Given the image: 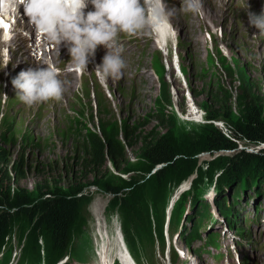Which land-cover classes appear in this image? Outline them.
<instances>
[{
    "label": "rangeland",
    "instance_id": "rangeland-1",
    "mask_svg": "<svg viewBox=\"0 0 264 264\" xmlns=\"http://www.w3.org/2000/svg\"><path fill=\"white\" fill-rule=\"evenodd\" d=\"M203 4V17L190 13V24H187L181 19L178 9L176 21H173L178 37L175 50L186 82L180 77L178 69L174 70L170 55L163 56L155 36H142L146 43L140 39L139 43L129 48L132 40L126 41L122 53L126 66L119 80L102 81L97 76L95 67L102 59L96 55L81 77L71 72V81L64 86L61 100L39 107L26 105L18 111L13 104L19 99L15 96L13 86L8 84L11 68H6L0 62V113L3 114L0 119V161L6 171L5 174L1 168L0 177L4 178L3 182L0 181V194L27 196L30 202L36 203L54 192L69 194L72 187L85 184L77 195L82 200L80 212L86 224L77 226L80 234L74 238L73 243L78 258L83 262L89 261V258L92 260L90 264L97 262L94 250L89 245L90 240L93 242L98 237L96 216L107 222V230L109 227L111 233H114L118 224L117 217H120V214L117 217L115 214H105L104 208L111 204L114 195L102 189L103 182L118 186L137 179L144 185L154 178L153 174L158 167L143 171L144 159L140 153L147 144H155L158 139H164L174 148L185 150L189 142L205 138L209 123L236 143L233 148L235 150H213L194 156L196 168L182 182L186 185L198 178L197 172L205 171L207 161L222 154L236 155L237 150L248 153L264 150V144L236 139L231 132L232 123L244 119L237 108L239 82L247 94L252 95L250 90L256 91L253 95L260 103V121L264 123V40L260 39L259 30L249 24L247 14L248 7L259 6L258 0H251L250 3L245 0H221V4H218V0H203ZM234 4L244 7L247 4L248 7L238 8ZM209 13L215 14L212 20ZM236 18L245 22H239ZM167 41L170 45L171 40ZM188 95L192 96V109L186 99ZM223 107L228 109L229 116L217 118L220 115L215 114L222 112L220 110ZM38 108L41 109V115L31 118V114ZM209 115L213 117L208 118ZM101 123L107 128L114 127L118 131L116 140L124 145V160L119 170L114 168L108 156L106 165L98 170L84 168L87 157L83 144L95 135L102 137L99 129ZM124 125L135 127L141 138L131 145L127 144L121 132ZM16 169L19 174H23L20 180L13 176ZM210 184L208 182V185L198 188L204 192L210 190ZM154 185L148 183L144 189ZM251 194L248 191L236 205L238 221L247 226L248 242L245 239L240 241L236 236L233 239V232L224 229V225L215 227L220 232L221 250L232 248L238 260L241 257L238 253L245 252L248 264H254L256 256L264 249V196L253 199ZM145 195L146 191L140 192L141 199ZM258 204H261V208L256 211ZM213 212L217 214L214 208ZM201 234H205L203 227ZM171 240L182 254L179 259L184 264L238 263L236 255L234 259L229 255L228 259L224 256L216 260L203 252L196 255L187 251V254L180 236L176 235ZM236 241L242 245L237 247ZM193 245L199 246V243L195 241ZM112 246H116L114 240ZM212 252L215 250L212 249Z\"/></svg>",
    "mask_w": 264,
    "mask_h": 264
},
{
    "label": "trees",
    "instance_id": "trees-1",
    "mask_svg": "<svg viewBox=\"0 0 264 264\" xmlns=\"http://www.w3.org/2000/svg\"><path fill=\"white\" fill-rule=\"evenodd\" d=\"M238 84L237 108L244 119L241 122L232 123L233 137L252 144H264V123L260 121L262 111L259 112L260 103L253 95L256 91L250 90L252 95L247 94L245 88L240 86V82ZM224 110L225 107L220 110L222 112L215 114L220 115L217 118L224 119L229 116L228 109ZM212 117V115L208 116V118ZM227 123L231 125L229 120ZM99 129L102 137L95 135L83 144L84 154L87 157L84 168L91 171L98 170L106 165V156H108L114 168L121 169L120 165L124 160V145L115 138L118 131L114 127L107 128L102 123ZM208 129L204 139L189 142L185 150L174 148L164 139H158L155 144H147L140 153L144 159L142 161L143 171L147 172L157 164L163 165L156 169L153 174L154 178L146 181L144 185L136 181L137 179H131L118 186L113 183L108 184L107 181L103 182L102 189L114 195V200L108 205L106 214L113 212L120 214L118 218L126 246L136 261L151 260L154 257L156 242L161 249L163 248V219L166 205L175 187L187 179L196 168L194 156L213 150H232L236 146V143L221 134L213 124L209 123ZM121 132L129 145L141 138L140 132H136L135 127L128 128L124 125ZM1 168L6 174L0 161V171ZM218 170H220V177L217 182L214 204L229 228H234V224L238 225L235 228L238 235L244 234L245 226L234 219L237 202L248 191L249 193L251 191L252 195L254 193L255 197L264 195V150L258 153L237 150L236 155L222 154L214 160L207 161L205 171L196 173L198 178L192 179V188L182 194L172 207L171 225L176 226L184 217L186 202L190 201L191 214L187 211L185 219L191 223V226L182 231L188 245L194 239L200 238L199 227H202L205 221L217 222L210 211V205L202 199V194H200L202 191L200 192L198 187L201 186L204 178L211 180L214 172ZM22 175L17 169L16 173H13L17 180L22 179ZM2 177H0L1 182H3ZM148 183H155V185L154 187L146 186L144 189ZM84 186L85 184H80L72 187L68 191L69 194L54 192L36 203L30 202L27 196L18 197L1 193L0 247L5 245L7 237L9 241V235L14 228L17 243L25 235V247L21 259L26 264H41L42 262L52 264L54 260L69 253L71 249L73 250L74 238L80 234L77 226L86 224V219H82V212H80L82 200L77 195ZM141 191H146L143 199L140 198ZM213 239L214 235H209L207 243L214 244ZM10 250L5 255L4 263L8 260Z\"/></svg>",
    "mask_w": 264,
    "mask_h": 264
},
{
    "label": "clouds",
    "instance_id": "clouds-1",
    "mask_svg": "<svg viewBox=\"0 0 264 264\" xmlns=\"http://www.w3.org/2000/svg\"><path fill=\"white\" fill-rule=\"evenodd\" d=\"M89 5L92 10L85 11ZM21 6L26 22L47 46L56 48L58 52L61 44L67 48L71 61L68 72L76 71L77 75H82L90 58H94L97 47L103 46L106 52L95 71L105 81L119 80L126 66L122 58L124 48L118 41L120 34L127 37L155 36L156 41V36L163 31L165 40L174 41L177 37L173 21L178 8L166 0H0V17H21ZM179 11L181 19L190 24V13L199 17L205 15L203 0H181ZM247 13L249 24L259 30L258 35L264 40V7H249ZM156 44L163 56L170 55L172 66L177 70L175 46ZM9 61L10 56L5 49L4 65ZM41 65L45 64L30 65L11 80L15 96L29 107L49 100H61L64 86L71 81H61L60 70L54 65Z\"/></svg>",
    "mask_w": 264,
    "mask_h": 264
},
{
    "label": "bare ground",
    "instance_id": "bare-ground-1",
    "mask_svg": "<svg viewBox=\"0 0 264 264\" xmlns=\"http://www.w3.org/2000/svg\"><path fill=\"white\" fill-rule=\"evenodd\" d=\"M216 8V7H215ZM218 13V12H217ZM208 15V14H207ZM209 16H210V18H211V20H212V18L215 16V14L214 13H209ZM176 21V20H175ZM208 22V21H207ZM211 26V25H210ZM188 29V28H187ZM213 31H215V29L213 30ZM156 41L158 42V44L160 45V46H162L164 43H165V38H164V32L163 31H161V33H160V35L157 37L156 36ZM196 43V42H195ZM179 58V57H178ZM183 58V57H182ZM181 60V59H180ZM183 63V62H182ZM175 65L178 67V72L179 73H181L180 74V77L186 82L187 80H186V78H185V75H183L184 73L182 72V69H181V65H180V62H179V60L177 59V62H175ZM93 67V66H92ZM127 73V72H126ZM179 75V74H178ZM130 77V76H129ZM86 79V78H85ZM139 79V78H138ZM93 81V80H92ZM103 81V80H102ZM126 81H128V80H126ZM139 81V80H138ZM136 82V81H135ZM84 84V83H83ZM95 84V83H94ZM121 84V83H120ZM125 84V83H124ZM165 84V83H164ZM186 84V83H185ZM70 87V86H69ZM126 88V87H125ZM123 90V89H122ZM175 91H177V88L175 87ZM177 93V92H176ZM126 94V93H125ZM175 96V95H174ZM192 96H190V95H188L187 96V99H188V104H189V106H190V108L191 107H193V105H194V103H193V101L191 100L192 98H191ZM121 98V97H120ZM175 98H176V96H175ZM191 98V99H190ZM177 99V98H176ZM175 99V100H176ZM174 100V101H175ZM189 108V107H188ZM192 109V108H191ZM191 113H193V112H191ZM186 116V115H185ZM193 117V116H192ZM186 118V117H185ZM184 118V119H185ZM133 131V130H132ZM44 132H45V130H44ZM51 133V132H50ZM1 137V136H0ZM72 137V136H71ZM36 139V138H35ZM11 140V139H10ZM40 140V139H39ZM5 141V140H4ZM3 141V142H4ZM3 151V150H2ZM6 153V152H5ZM185 174V173H184ZM187 174V173H186ZM221 183V182H220ZM225 184H226V182H225ZM243 185V184H242ZM222 186V185H221ZM204 191V190H203ZM201 192V191H200ZM243 192V191H242ZM200 194H202V193H200ZM215 195H216V192L214 193V195L212 196V197H210V198H204L202 195H201V197H202V199L203 200H205L207 203H210V202H214V200H215ZM187 205H190V204H187ZM187 207V211H188V213H190V207L189 206H186ZM184 212V214H187L186 213V211H183ZM97 217V220H96V226H97V230H98V235L101 237L102 235H105V241L103 242V243H101V248H102V255L100 256V260H99V263L100 264H107V260H108V258H107V254H106V249H107V239H108V235H107V233L105 232V234L101 231V227H102V219H101V217L100 216H96ZM172 218H173V216H172ZM164 220V219H163ZM173 220V219H172ZM117 247L121 250V248H120V244H119V242H118V240H117ZM121 253L123 254V251L121 250ZM122 256H125V255H122ZM125 259H126V261L128 260L127 259V256L125 257ZM126 264H129V263H126Z\"/></svg>",
    "mask_w": 264,
    "mask_h": 264
},
{
    "label": "water",
    "instance_id": "water-1",
    "mask_svg": "<svg viewBox=\"0 0 264 264\" xmlns=\"http://www.w3.org/2000/svg\"><path fill=\"white\" fill-rule=\"evenodd\" d=\"M162 165H163V164H157V165H156V167H158V168H159V167H160V166H162ZM156 167H155V168H156Z\"/></svg>",
    "mask_w": 264,
    "mask_h": 264
}]
</instances>
